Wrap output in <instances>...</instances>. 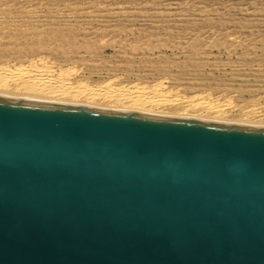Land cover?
Segmentation results:
<instances>
[{
	"label": "water",
	"instance_id": "1",
	"mask_svg": "<svg viewBox=\"0 0 264 264\" xmlns=\"http://www.w3.org/2000/svg\"><path fill=\"white\" fill-rule=\"evenodd\" d=\"M0 264H264V127L0 97Z\"/></svg>",
	"mask_w": 264,
	"mask_h": 264
},
{
	"label": "bare ground",
	"instance_id": "2",
	"mask_svg": "<svg viewBox=\"0 0 264 264\" xmlns=\"http://www.w3.org/2000/svg\"><path fill=\"white\" fill-rule=\"evenodd\" d=\"M5 1L3 0V3L6 6ZM15 1L13 0V2ZM20 1H17V3H22L23 1H25V4L27 2L31 3L29 0L27 2L26 0ZM3 3H0V6ZM63 5L61 3L62 7ZM32 6L34 7L35 5L32 4ZM67 6L69 7V3ZM25 8V6L22 7L21 5L18 8L12 7L11 10L8 8H6L8 10L0 9V16H3L0 17V97L65 106L100 108L97 110L154 114L153 116H169L170 118L184 117L199 118L210 122L212 120H231V122H238L239 124H241L240 122L264 124V110L259 104L257 97L252 98L251 95V98L246 99L245 103L243 102V104L239 105L237 99H242L239 93V91H242L240 86L236 85L240 90L234 92L232 87H230L231 85H228L229 82L227 85H225L226 82H223L225 86L221 87L222 84H217L219 81L215 82L213 80L214 83H211L208 77H202L200 74H194V76L189 77V73L184 72L187 66L191 64L190 58H195L192 60L193 64L199 60V58H196L200 52L197 40H195L197 41L195 42L196 44L188 45L190 48L187 47L189 50H187V53H183L184 56H187L182 61H179V59L176 61L174 58L173 61L163 55H161L163 57L159 58L155 55L156 58H159L157 60L149 58L147 54L153 52V50H161L165 47L159 43H152L148 39L144 40V38L140 39L141 37L136 38L133 36L134 38H121L119 41H114L113 39L109 41L102 40L104 43H101L100 37H103L107 30H104L103 33L102 30L100 31L97 28L100 32L92 31L83 34L81 30H84V27L82 26L89 25L95 28L96 24L94 26L93 22L98 23L96 22L97 16L96 19H94L95 17L91 18L93 14L91 11L82 13L86 14L89 20L80 18V15L74 18L75 16L73 17V15H76V12L73 10L74 12L68 13L69 16H60L59 14L56 17L53 16V19H56L49 23L46 18L51 16L45 17L47 9H45L43 15L41 10L29 11ZM35 10H37V7ZM120 11H122V8L118 12L119 14L124 12ZM37 12L42 14L39 15ZM48 13L50 14L51 10H48ZM94 14L96 15L97 11ZM115 14L118 15L117 12ZM100 15L103 17V14ZM112 16L117 18V16ZM103 19L105 20V18ZM128 19H130L128 24L131 19L133 23L132 17L129 16ZM105 23L104 26L110 29L120 26L117 21H114V24H110L107 21ZM62 25L64 26L62 27ZM121 25L124 26L123 24ZM45 26L50 27L49 29H52V33L48 30L50 31V34H48L44 28ZM53 27L59 28L56 31ZM125 27L128 28V26ZM5 28L8 29V34L3 31ZM131 28L132 26L129 29L130 31L132 30ZM85 34H88V37ZM217 44L215 42L216 46ZM219 44L221 43L219 42ZM216 46L215 48H217ZM226 46L230 45L227 44ZM105 47L116 49L115 55H110V58H104L102 54L105 52ZM191 48H194V51L198 48L197 52L195 51L193 54ZM174 49L177 48L174 47ZM244 50L247 51L248 49L244 48ZM81 51L86 54V57L81 56ZM203 53L201 51L200 54ZM246 53L244 52V54ZM116 56L119 57L115 58ZM137 56H139V59L137 58L136 60L135 57ZM198 63L202 64L199 61ZM174 65L183 73H171L170 69ZM249 90L246 89L248 94L252 92ZM231 92L239 94L236 97L233 95L229 96L228 93ZM242 92L245 91L243 90ZM55 102H63V104ZM242 111L244 113L241 114ZM236 112L238 114H235ZM258 118L262 120L257 121Z\"/></svg>",
	"mask_w": 264,
	"mask_h": 264
},
{
	"label": "rangeland",
	"instance_id": "3",
	"mask_svg": "<svg viewBox=\"0 0 264 264\" xmlns=\"http://www.w3.org/2000/svg\"><path fill=\"white\" fill-rule=\"evenodd\" d=\"M0 1V3H3V0ZM17 1L19 2L20 0H16L15 2L11 0L10 4V0H8L7 4L6 0V6L3 3L0 6V9L8 8L9 10H11L12 7L18 8L22 5V7L25 6V9H28L29 11L41 10L43 15L45 13V9H47L45 17L51 16L50 18H46L47 22L49 23L56 19H53V16L56 17L58 16V14L60 16H67L68 13H71L73 10H75L76 12V15H73V17L75 16L74 18L80 15L79 17H82L85 20L89 19L86 14H82L83 12L91 11L94 14L97 11L96 15H91V18L95 17L94 19H96V16L98 18L96 21L98 23L93 22L94 26L96 24L95 28H92L89 25L86 26L84 24L85 26H82L84 27V30H81L83 34L92 31L100 32L102 30L103 32L104 30H107L105 35L103 36L104 38L100 37L101 43H104L103 41H109L112 39L114 41H119L121 38L131 39L133 36L136 38L141 37L140 39L144 38V40L148 39L152 43H159L160 45H163L165 47L161 50H153V52L147 54L149 58L151 57L157 60L160 57L167 56L168 58H171L170 60H173L174 58V60L176 59V61H178V59L179 61H182L183 58L187 56H184L183 53H187V50H189L190 48L189 44L193 45L192 43L196 44L195 42L198 41L197 45L200 51H198L200 56L198 55L196 58H199L198 61L202 64H199L198 61L193 64L192 60H194L195 58H190L189 60H191V64L187 66L184 72H186L187 74L189 73V77L194 76V74H200L202 77H208V80H210L211 83H214L213 80H215V82L219 81L217 82V84H222L221 87H224L229 82L228 85H231L230 87H232V90H234V92L236 90L239 91L240 88H242L241 90H244L245 92L239 91L242 99H237V103L239 105H241V103L243 104V102L245 103V100L251 98L250 96L252 95V98L257 97V99L259 100V104L263 107L264 110V0H66L67 2L65 0H62L63 2L61 0H29V2L31 3H28L26 0V4L23 0L20 1H23L22 3H17ZM34 2H36L37 5ZM61 3L64 4L63 7L61 6ZM68 3L69 7L67 6ZM32 4L35 6L33 7ZM117 4L119 5V7ZM70 6L72 7L69 10ZM36 7L37 10H35ZM55 8H57L56 11L60 12H57L56 14ZM121 8L122 11L125 12L124 13L120 11L122 12V14L124 13L123 15L120 13L122 16L118 12ZM48 10H51L50 14L48 13ZM116 12L118 15L115 14ZM42 13H39V15ZM104 13H106V15H104ZM100 14H103V17ZM43 15L42 17H44ZM112 15L117 16V18H114ZM129 16L133 18V23L131 19L130 23L128 24V21L130 20L128 19ZM0 17L3 16L1 15ZM103 18H105V20ZM105 21L110 22V24H114V21L119 22L120 26L118 28L120 29V31L118 32V28H106L104 26L106 24ZM121 24H123L124 26H122ZM63 26L64 25H62V27ZM125 26H128V28ZM131 26L132 30L130 31L129 29ZM62 27L60 28L64 29ZM44 28L46 29L48 34H50V31L52 33V29H49L50 27L45 26ZM58 28L53 27V29H55L56 31ZM97 28H99L100 31ZM7 30L8 29L5 28L3 31L7 33ZM55 30L53 31L55 32ZM85 35L87 36L88 34ZM215 42L216 44L218 42L217 46L215 45ZM219 42L221 44H219ZM224 44H228L230 46L225 45V48V46L223 47ZM212 45H215L217 48ZM174 47H176L178 50L174 49ZM201 47L203 48V50ZM244 48L248 50L243 51ZM193 49L191 48L192 53L197 50L196 49L194 51ZM115 50L110 47H105V52L102 54V56L104 58H110L111 56L115 55ZM201 51L204 53L200 54ZM244 52L247 53L244 54ZM172 53L176 55H173ZM80 54L81 56L86 57V54H84L83 51H81ZM155 55L159 58H156ZM118 57L119 56H116L115 58ZM137 58L139 59V56L135 57L136 60ZM170 70L173 74L183 73L179 68H176L175 65ZM223 82H226L225 85H223ZM236 85L238 87L240 86V88L238 89ZM246 89H250L249 91H252V94L250 92V94H248V92H246ZM233 93L231 92L228 94L229 96L233 95L235 97L239 94ZM217 95H219V93H217ZM55 103L63 104V102ZM244 111H242L241 114L244 113ZM235 114H238V112H236ZM195 119L202 120L199 118ZM260 119L261 118H258L257 121ZM203 121L208 120L203 119ZM211 122L239 124L238 122L233 123V121L231 122V120H212ZM240 123V125L247 124L248 126L264 127L263 123Z\"/></svg>",
	"mask_w": 264,
	"mask_h": 264
}]
</instances>
